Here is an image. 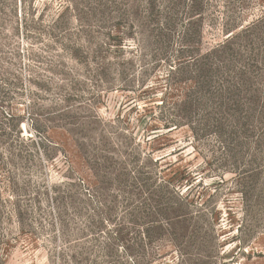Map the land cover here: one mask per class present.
I'll use <instances>...</instances> for the list:
<instances>
[{
    "label": "rangeland",
    "instance_id": "rangeland-1",
    "mask_svg": "<svg viewBox=\"0 0 264 264\" xmlns=\"http://www.w3.org/2000/svg\"><path fill=\"white\" fill-rule=\"evenodd\" d=\"M0 264H264V0H0Z\"/></svg>",
    "mask_w": 264,
    "mask_h": 264
}]
</instances>
